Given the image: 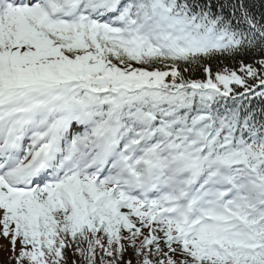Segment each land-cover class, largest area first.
<instances>
[{
    "label": "snow or ice",
    "instance_id": "6c2138e0",
    "mask_svg": "<svg viewBox=\"0 0 264 264\" xmlns=\"http://www.w3.org/2000/svg\"><path fill=\"white\" fill-rule=\"evenodd\" d=\"M6 264H264V0H0Z\"/></svg>",
    "mask_w": 264,
    "mask_h": 264
},
{
    "label": "rangeland",
    "instance_id": "374dc122",
    "mask_svg": "<svg viewBox=\"0 0 264 264\" xmlns=\"http://www.w3.org/2000/svg\"><path fill=\"white\" fill-rule=\"evenodd\" d=\"M8 241L5 240L2 236H0V255L2 256H9L7 251H4V249L8 246Z\"/></svg>",
    "mask_w": 264,
    "mask_h": 264
},
{
    "label": "trees",
    "instance_id": "16d2710c",
    "mask_svg": "<svg viewBox=\"0 0 264 264\" xmlns=\"http://www.w3.org/2000/svg\"><path fill=\"white\" fill-rule=\"evenodd\" d=\"M257 5H258V0H257ZM9 256H2L0 255V264H6V262L8 261Z\"/></svg>",
    "mask_w": 264,
    "mask_h": 264
}]
</instances>
